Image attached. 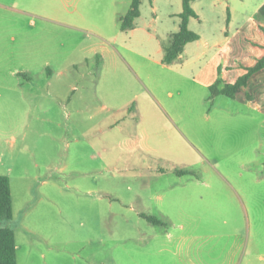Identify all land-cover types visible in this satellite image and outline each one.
Masks as SVG:
<instances>
[{
    "label": "rangeland",
    "instance_id": "obj_1",
    "mask_svg": "<svg viewBox=\"0 0 264 264\" xmlns=\"http://www.w3.org/2000/svg\"><path fill=\"white\" fill-rule=\"evenodd\" d=\"M131 2L0 0V69L31 72L24 96L0 98L18 264H184L182 243L237 231L264 264V71L234 99L209 89L264 56V0H191L200 40L171 65L183 0H142L124 32ZM32 25L41 52L3 58Z\"/></svg>",
    "mask_w": 264,
    "mask_h": 264
},
{
    "label": "crops",
    "instance_id": "obj_2",
    "mask_svg": "<svg viewBox=\"0 0 264 264\" xmlns=\"http://www.w3.org/2000/svg\"><path fill=\"white\" fill-rule=\"evenodd\" d=\"M191 5H192V3H191ZM11 10L16 11L17 13H23V11H21L19 9L14 8ZM229 23H230V12L228 13V24ZM20 25L21 24H19V23H14L13 28L10 27L8 29L11 31L13 29H14V31H16L17 29H20L19 37H21L22 34H24V32H23L24 29H23V26L21 27ZM32 26H34L33 27L34 32H33V38H31V39L23 38V39H21L19 44L16 45L17 44L16 35L11 36V46L5 47V45H4V47H3V52L1 53L3 58H5V57L8 58L9 56L14 58L17 53H19V55L22 56L23 58H26V57H29L31 55L37 54V52H39V53L41 52V43H42L41 33L43 32L44 28H43V26H39L38 28L36 27V25H32ZM64 27H65V25H64ZM67 27L69 29H77L74 25H70ZM261 30L264 32L263 27H261ZM131 31L133 32V31H135V29H132ZM62 45H64V43ZM163 50H164V47H163ZM118 55H120V54H118ZM182 55L180 56V58H182ZM263 58H264V56L261 59H259L257 61V63L260 60H262ZM88 61L89 60L87 59V62ZM254 66H252V67H254ZM252 67H248L246 69V72L242 76H244L248 72V70ZM47 69H49V68H47ZM23 71H25V72H23ZM23 71H20L17 69L16 70L15 69H9V70L4 71V70L0 69V98L1 99L5 98L6 101H11V94L12 93L13 94L23 93V96L25 95V93L27 91V90H25V88L27 87L25 81H27V78L30 77L28 74L30 72V70L24 69ZM262 71H264V67L262 70L258 71L254 75H256ZM47 74L52 76L53 75L52 70L49 69L47 71ZM254 75H252V77ZM251 78L249 79L248 84H249ZM237 80L233 83H226V84H234L237 82ZM27 82H29V81H27ZM248 84H247V86H248ZM42 91H45L46 95H50L51 93L54 95V92H52V90H50L48 88H42L41 92ZM41 92H36L35 93L36 96L42 95ZM5 93H7L6 96H5ZM42 98H44V97H41V100H42ZM38 120L45 121V119H42L41 117H39ZM44 183H46V182L44 181ZM249 233H250L249 238L246 235V232H244V231H242V232L237 231L230 236L227 234H224V233H220L217 236L218 237L217 240L216 241L213 240L214 242L211 241L210 247H206V248H202L200 246H197L193 242L188 243V244L182 243L180 245L181 260L183 261L184 264H256L253 259L255 256H257V251H256L257 249L255 248L254 245L250 244V241H253V236L251 234V231ZM255 234H256V231H255ZM259 258L261 261H264V256H259Z\"/></svg>",
    "mask_w": 264,
    "mask_h": 264
},
{
    "label": "trees",
    "instance_id": "obj_3",
    "mask_svg": "<svg viewBox=\"0 0 264 264\" xmlns=\"http://www.w3.org/2000/svg\"><path fill=\"white\" fill-rule=\"evenodd\" d=\"M141 1L142 0H132L128 13L119 19L121 31H128L135 28L136 21L140 17ZM179 18V31L173 34L169 43L164 46L162 63L165 65L173 64L184 53L188 44L200 39L197 33L189 29L191 19L198 18L197 13L192 8L191 0H183V11L180 13ZM263 67L264 58L254 67L250 68L248 72L234 84H226L221 80H217L209 88L211 98L224 95L234 99L241 89L247 86L252 75L262 70ZM179 173H181L180 175L186 174L185 172ZM13 217V197L10 179L8 176L0 175V264H18L15 229L10 226H2V221H12ZM145 219L152 224H163L161 220L155 217L145 216Z\"/></svg>",
    "mask_w": 264,
    "mask_h": 264
}]
</instances>
